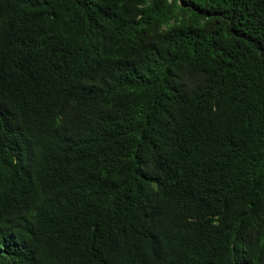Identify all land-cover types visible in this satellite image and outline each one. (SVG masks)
Returning a JSON list of instances; mask_svg holds the SVG:
<instances>
[{
    "label": "trees",
    "instance_id": "1",
    "mask_svg": "<svg viewBox=\"0 0 264 264\" xmlns=\"http://www.w3.org/2000/svg\"><path fill=\"white\" fill-rule=\"evenodd\" d=\"M0 264H264V0H0Z\"/></svg>",
    "mask_w": 264,
    "mask_h": 264
}]
</instances>
